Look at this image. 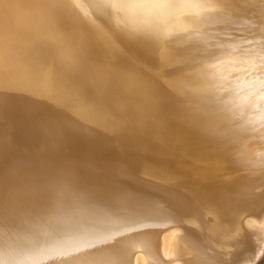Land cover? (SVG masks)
<instances>
[{"label": "bare ground", "instance_id": "obj_1", "mask_svg": "<svg viewBox=\"0 0 264 264\" xmlns=\"http://www.w3.org/2000/svg\"><path fill=\"white\" fill-rule=\"evenodd\" d=\"M263 252L264 0H0V264Z\"/></svg>", "mask_w": 264, "mask_h": 264}, {"label": "rangeland", "instance_id": "obj_2", "mask_svg": "<svg viewBox=\"0 0 264 264\" xmlns=\"http://www.w3.org/2000/svg\"><path fill=\"white\" fill-rule=\"evenodd\" d=\"M252 264H264V252Z\"/></svg>", "mask_w": 264, "mask_h": 264}]
</instances>
